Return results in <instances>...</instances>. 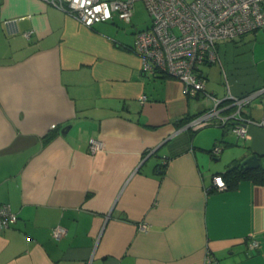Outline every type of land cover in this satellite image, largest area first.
Segmentation results:
<instances>
[{"label":"crops","instance_id":"1","mask_svg":"<svg viewBox=\"0 0 264 264\" xmlns=\"http://www.w3.org/2000/svg\"><path fill=\"white\" fill-rule=\"evenodd\" d=\"M236 40L217 41L219 86L199 68L205 91H258L241 114L259 120L264 57ZM132 43L113 20L86 27L44 0H0V203L17 215L0 264H264V185L212 183L251 154L264 167V129L188 127L211 102L144 74Z\"/></svg>","mask_w":264,"mask_h":264},{"label":"built area","instance_id":"2","mask_svg":"<svg viewBox=\"0 0 264 264\" xmlns=\"http://www.w3.org/2000/svg\"><path fill=\"white\" fill-rule=\"evenodd\" d=\"M64 10L86 27L113 20L114 16L129 23L137 1H142L151 23L134 33L131 49L141 61V71L151 77L172 76L179 79L189 97L202 93L211 106L192 117L187 126L197 130L215 123L236 135L246 136V124L264 129V115L259 120L241 114L243 106L256 94L232 95L223 99L205 91V77L199 65L217 60V41L234 40L246 33L264 28V0H44ZM27 36L28 33H25ZM260 91V90H259ZM146 96H141L145 100ZM225 103L223 107L221 103ZM229 114H222L225 109ZM89 151L102 147L99 140L89 139ZM213 153L220 151L214 146ZM216 189L227 187L220 173L214 174ZM17 215L8 204L0 203V231L15 223ZM144 227L145 225L142 224ZM62 227H54L52 235L59 238ZM252 240L249 248L257 247Z\"/></svg>","mask_w":264,"mask_h":264},{"label":"rangeland","instance_id":"3","mask_svg":"<svg viewBox=\"0 0 264 264\" xmlns=\"http://www.w3.org/2000/svg\"><path fill=\"white\" fill-rule=\"evenodd\" d=\"M113 21L116 23L119 30L124 32L125 37L128 41L133 42L134 33L138 30L147 28L151 23V17L148 11L146 10L142 1H137L134 5V9L131 15V21L129 23L119 19L117 16H114ZM107 22V21H106ZM237 46H245L250 53L254 52L256 55H261L264 57V28H260L256 33H246L242 37L236 38ZM200 70L206 71L207 68H211L208 73L207 81L209 83H214L219 86L222 83L223 73L220 70L218 63H212L210 65L200 64ZM222 76V77H221ZM232 140L234 139V134H227Z\"/></svg>","mask_w":264,"mask_h":264},{"label":"trees","instance_id":"4","mask_svg":"<svg viewBox=\"0 0 264 264\" xmlns=\"http://www.w3.org/2000/svg\"><path fill=\"white\" fill-rule=\"evenodd\" d=\"M220 174L223 176L225 183L229 188L235 187L238 181L242 179H248L255 184L264 185V167H261L260 165L255 169H244L239 167V164H235Z\"/></svg>","mask_w":264,"mask_h":264},{"label":"water","instance_id":"5","mask_svg":"<svg viewBox=\"0 0 264 264\" xmlns=\"http://www.w3.org/2000/svg\"><path fill=\"white\" fill-rule=\"evenodd\" d=\"M63 132V131H62ZM259 166L258 155L251 154L239 163V167L244 169H255Z\"/></svg>","mask_w":264,"mask_h":264}]
</instances>
